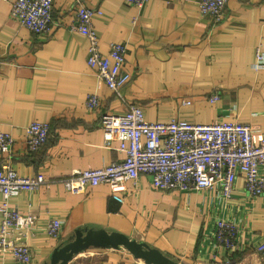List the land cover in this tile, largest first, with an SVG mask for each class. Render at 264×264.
<instances>
[{"label": "crops", "instance_id": "1", "mask_svg": "<svg viewBox=\"0 0 264 264\" xmlns=\"http://www.w3.org/2000/svg\"><path fill=\"white\" fill-rule=\"evenodd\" d=\"M103 12L93 19L100 49L127 46L124 70L132 76L118 98L87 63L88 42L75 28L74 0H54L53 29L37 35L11 16V2H0V131L11 134L10 153L0 154L20 175H43L36 191L10 199L12 208L37 218L34 233L21 237L32 264H52L54 253L77 231L118 232L155 249L178 264H264L257 247L264 241V196L252 198L239 176L233 197L217 191L163 192L147 175L126 183L124 202L102 184L75 194L61 180L76 170L121 162L119 143L105 144L103 113L123 115L128 103L140 105L151 122L173 118L194 124L215 120L249 122L264 133V67L256 70V51L264 52V0H229L224 18L202 16L200 0H150L140 9L125 0H85ZM217 93L219 99L211 102ZM97 95L99 111L87 108ZM50 126L47 144L36 153L26 147V127ZM4 197L0 194V229ZM63 222L60 238L46 231ZM218 219L239 228L237 250L214 240ZM0 264H19L0 253ZM68 264H147L124 248L90 247Z\"/></svg>", "mask_w": 264, "mask_h": 264}, {"label": "built area", "instance_id": "2", "mask_svg": "<svg viewBox=\"0 0 264 264\" xmlns=\"http://www.w3.org/2000/svg\"><path fill=\"white\" fill-rule=\"evenodd\" d=\"M2 0H0L1 2ZM11 16L37 35H48L53 29L52 9L54 0H8ZM127 5L144 8L150 0H125ZM229 0H200L202 16L215 23L224 18ZM75 28L88 42L87 63L107 87L121 100L123 88L132 76L124 70L127 46L125 43L110 44L108 52L100 49V37L93 19L103 12L87 5L85 0H74ZM264 67V52L256 51L254 68ZM219 99L217 93L211 102ZM87 108L99 111L101 100L97 95L87 98ZM126 113H103L100 124L105 144L116 141L118 150L125 155L121 162H113L97 169L76 170L61 182L75 194L102 184L110 186L113 198L124 202L126 183L137 182L147 175L153 188L163 191H218L229 200L239 176L244 180L246 193L257 198L264 196V133L249 122L218 119L210 124H194L177 118L169 122H151L142 107L127 104ZM25 143L29 153L40 151L50 137V126L38 121L26 127ZM15 143L11 134L0 131V154L10 153ZM47 180L43 175L20 176L9 164L0 168V194L4 197L0 229V253H10L19 264H32L33 253L23 237L34 233L37 218L24 215L12 208L10 199L24 192L36 191ZM63 222L51 219L46 231L55 239L60 238ZM22 237V238H21ZM214 240L232 253L237 250L239 228L231 221L218 219L215 223ZM264 256V241L258 245Z\"/></svg>", "mask_w": 264, "mask_h": 264}, {"label": "water", "instance_id": "3", "mask_svg": "<svg viewBox=\"0 0 264 264\" xmlns=\"http://www.w3.org/2000/svg\"><path fill=\"white\" fill-rule=\"evenodd\" d=\"M121 245L125 246L135 258L143 259L147 264H178L161 252L140 244L123 234L118 232L109 234L102 229L77 231L72 242L54 253L52 264H68L74 255L90 247L118 248Z\"/></svg>", "mask_w": 264, "mask_h": 264}, {"label": "rangeland", "instance_id": "4", "mask_svg": "<svg viewBox=\"0 0 264 264\" xmlns=\"http://www.w3.org/2000/svg\"><path fill=\"white\" fill-rule=\"evenodd\" d=\"M121 248H124L127 252H130L125 246L121 245Z\"/></svg>", "mask_w": 264, "mask_h": 264}]
</instances>
